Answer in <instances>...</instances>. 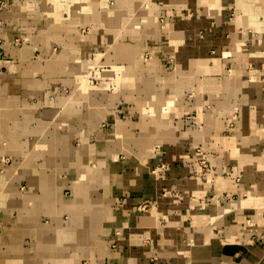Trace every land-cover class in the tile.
<instances>
[{
	"label": "crops",
	"instance_id": "0c3cea01",
	"mask_svg": "<svg viewBox=\"0 0 264 264\" xmlns=\"http://www.w3.org/2000/svg\"><path fill=\"white\" fill-rule=\"evenodd\" d=\"M0 19L5 264H264V135H224L238 106L264 124V0H11Z\"/></svg>",
	"mask_w": 264,
	"mask_h": 264
},
{
	"label": "rangeland",
	"instance_id": "374dc122",
	"mask_svg": "<svg viewBox=\"0 0 264 264\" xmlns=\"http://www.w3.org/2000/svg\"><path fill=\"white\" fill-rule=\"evenodd\" d=\"M9 3H11V0H0V5L3 8L6 4H9ZM2 21L3 20L0 19V22H2ZM14 32H16V31H14ZM21 38H22V35L17 33V34H14L12 41L20 43L22 41ZM4 41H5V37L0 36V47H2V44L4 43ZM237 101L241 105L244 104L243 98L238 99ZM207 107H210V106H207ZM258 116L259 115L255 116V117H258ZM229 117H230V121L227 123V127L232 128V131L231 132L225 131L224 132L225 136L232 135V137H234L236 140H243V139H245V136H247V135H248L249 139H252V137L253 138H261V135H264V124H261V122L257 121L256 118L254 121L247 120V117H250V119H252V115H245L244 113H242L241 107L238 106L236 108V111H234L233 114H231V116H229ZM229 117H227V118L229 119ZM183 119H185V121H188L190 123V125H193L195 122L193 120L194 119L193 114H187V115L183 116ZM252 122H255V123H253V125H251ZM229 133H231V134H229ZM254 149L255 148H253V150ZM194 150L196 152L197 151L201 152L202 154L205 153L203 147H200V148L196 147V148H194ZM206 160L207 159H205V163H206Z\"/></svg>",
	"mask_w": 264,
	"mask_h": 264
},
{
	"label": "bare ground",
	"instance_id": "6f19581e",
	"mask_svg": "<svg viewBox=\"0 0 264 264\" xmlns=\"http://www.w3.org/2000/svg\"><path fill=\"white\" fill-rule=\"evenodd\" d=\"M92 180V179H91ZM36 182V181H35ZM8 194V193H7ZM9 259V258H8ZM7 259H4V258H0V264H5Z\"/></svg>",
	"mask_w": 264,
	"mask_h": 264
},
{
	"label": "built area",
	"instance_id": "2783aa9c",
	"mask_svg": "<svg viewBox=\"0 0 264 264\" xmlns=\"http://www.w3.org/2000/svg\"><path fill=\"white\" fill-rule=\"evenodd\" d=\"M203 159H206V158H203ZM202 161H203V162H204V164H205V160H202ZM204 164H203V165H204Z\"/></svg>",
	"mask_w": 264,
	"mask_h": 264
}]
</instances>
